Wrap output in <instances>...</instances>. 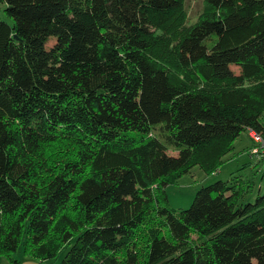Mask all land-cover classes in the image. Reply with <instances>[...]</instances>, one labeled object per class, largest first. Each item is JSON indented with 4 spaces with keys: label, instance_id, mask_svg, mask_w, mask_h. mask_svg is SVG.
I'll use <instances>...</instances> for the list:
<instances>
[{
    "label": "trees",
    "instance_id": "16d2710c",
    "mask_svg": "<svg viewBox=\"0 0 264 264\" xmlns=\"http://www.w3.org/2000/svg\"><path fill=\"white\" fill-rule=\"evenodd\" d=\"M1 4V255L264 264V193L244 201V176L188 208L166 191L264 137V0H203L193 22L186 0Z\"/></svg>",
    "mask_w": 264,
    "mask_h": 264
},
{
    "label": "rangeland",
    "instance_id": "374dc122",
    "mask_svg": "<svg viewBox=\"0 0 264 264\" xmlns=\"http://www.w3.org/2000/svg\"><path fill=\"white\" fill-rule=\"evenodd\" d=\"M189 21L197 20V17L203 9V0H186ZM5 4L0 5V16L12 23V20L5 14ZM54 41L51 38L48 42ZM238 71L237 66H232ZM257 145L246 132L238 138L235 151L223 163V166L217 173L207 174L199 166H195L192 170L183 175L176 183L166 187L168 194V205L180 209L188 208L197 192L203 185L210 184L218 179H229L233 176H244L251 183L250 192L244 197V201H254L256 196L264 193V158L258 161V157L252 154L251 149ZM14 258L19 259L23 264H40V262L32 257L25 256L22 248L14 253ZM0 264H11L10 260L0 254Z\"/></svg>",
    "mask_w": 264,
    "mask_h": 264
},
{
    "label": "built area",
    "instance_id": "2783aa9c",
    "mask_svg": "<svg viewBox=\"0 0 264 264\" xmlns=\"http://www.w3.org/2000/svg\"><path fill=\"white\" fill-rule=\"evenodd\" d=\"M248 135L257 142V145L251 149L252 154L257 156L258 159L264 158V137L251 130L248 131Z\"/></svg>",
    "mask_w": 264,
    "mask_h": 264
},
{
    "label": "clouds",
    "instance_id": "9594fccd",
    "mask_svg": "<svg viewBox=\"0 0 264 264\" xmlns=\"http://www.w3.org/2000/svg\"><path fill=\"white\" fill-rule=\"evenodd\" d=\"M248 134V133H247ZM254 155V154H253ZM261 159H259L258 161H260ZM263 174H264V172H263Z\"/></svg>",
    "mask_w": 264,
    "mask_h": 264
},
{
    "label": "crops",
    "instance_id": "0c3cea01",
    "mask_svg": "<svg viewBox=\"0 0 264 264\" xmlns=\"http://www.w3.org/2000/svg\"><path fill=\"white\" fill-rule=\"evenodd\" d=\"M238 140V139H237ZM237 142V141H236ZM235 148H236V143H235Z\"/></svg>",
    "mask_w": 264,
    "mask_h": 264
}]
</instances>
